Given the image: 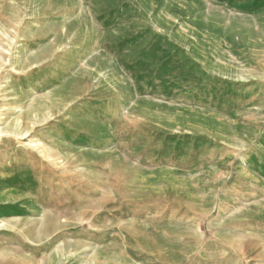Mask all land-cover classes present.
I'll return each instance as SVG.
<instances>
[{
    "label": "rangeland",
    "instance_id": "1",
    "mask_svg": "<svg viewBox=\"0 0 264 264\" xmlns=\"http://www.w3.org/2000/svg\"><path fill=\"white\" fill-rule=\"evenodd\" d=\"M0 67V264H264V0H0Z\"/></svg>",
    "mask_w": 264,
    "mask_h": 264
},
{
    "label": "bare ground",
    "instance_id": "2",
    "mask_svg": "<svg viewBox=\"0 0 264 264\" xmlns=\"http://www.w3.org/2000/svg\"><path fill=\"white\" fill-rule=\"evenodd\" d=\"M4 51V50H3ZM6 64V63H5ZM1 68V67H0ZM20 122L17 120V123L16 124H19ZM28 132H26L25 134H23V135H21V137H24V136H26V134H27ZM0 135H1V132H0ZM2 136V135H1ZM22 139V138H21Z\"/></svg>",
    "mask_w": 264,
    "mask_h": 264
}]
</instances>
